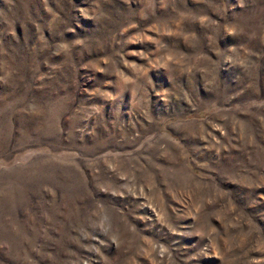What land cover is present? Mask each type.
Returning <instances> with one entry per match:
<instances>
[{
    "label": "rangeland",
    "instance_id": "obj_1",
    "mask_svg": "<svg viewBox=\"0 0 264 264\" xmlns=\"http://www.w3.org/2000/svg\"><path fill=\"white\" fill-rule=\"evenodd\" d=\"M0 264H264V0H0Z\"/></svg>",
    "mask_w": 264,
    "mask_h": 264
}]
</instances>
